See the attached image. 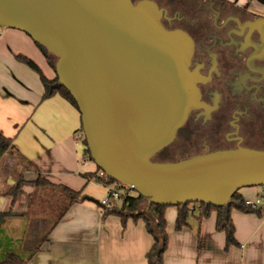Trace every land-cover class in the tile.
<instances>
[{
  "label": "water",
  "instance_id": "obj_1",
  "mask_svg": "<svg viewBox=\"0 0 264 264\" xmlns=\"http://www.w3.org/2000/svg\"><path fill=\"white\" fill-rule=\"evenodd\" d=\"M264 5V0H257ZM154 0H0V28L55 58L95 166L148 205H228L264 186V150L223 149L155 161L200 107L190 37L166 29Z\"/></svg>",
  "mask_w": 264,
  "mask_h": 264
},
{
  "label": "crops",
  "instance_id": "obj_2",
  "mask_svg": "<svg viewBox=\"0 0 264 264\" xmlns=\"http://www.w3.org/2000/svg\"><path fill=\"white\" fill-rule=\"evenodd\" d=\"M32 47L23 32L0 30V132L12 138V150L6 155L13 156L0 162V212L10 213L0 223V255L5 251L22 253L40 245L29 264H147L153 238L144 220L129 217L123 226L117 215L103 217L101 201L93 199L96 195L89 187L94 180L86 182L81 177L94 168L76 139L78 110L59 94L42 100L37 74L39 85L29 92L33 80L16 56L32 58L28 54ZM34 60L39 61L38 57ZM38 176L54 185L82 189L87 198L70 205L56 223L55 214L64 204L54 206L53 212H43L44 218H36L41 210L33 205L34 195L42 188H36L32 181ZM20 178L23 182L12 201L8 189ZM103 188L107 195L109 188ZM240 193L252 201L264 195V187H245ZM164 216L167 247L163 264H264V207L261 216L231 211L239 246L227 250L223 232L215 229L214 212L201 220L192 217L189 225L178 231L174 228L176 208L167 207Z\"/></svg>",
  "mask_w": 264,
  "mask_h": 264
},
{
  "label": "flooded vegetation",
  "instance_id": "obj_3",
  "mask_svg": "<svg viewBox=\"0 0 264 264\" xmlns=\"http://www.w3.org/2000/svg\"><path fill=\"white\" fill-rule=\"evenodd\" d=\"M168 4L183 10L169 13L158 4L163 26L180 29L191 39L189 70L197 75L201 105L162 152L178 139L183 140L179 149H192L189 156L223 149L264 150V5L257 0Z\"/></svg>",
  "mask_w": 264,
  "mask_h": 264
},
{
  "label": "trees",
  "instance_id": "obj_4",
  "mask_svg": "<svg viewBox=\"0 0 264 264\" xmlns=\"http://www.w3.org/2000/svg\"><path fill=\"white\" fill-rule=\"evenodd\" d=\"M35 45L38 47V49L46 59L48 65L54 70L55 61L53 63L52 59L56 60V58L39 44L35 43ZM16 58L19 62L26 65L39 76L43 91L41 96L42 100L47 99L55 94H59L77 109L76 103L67 89L58 84L56 75H54L52 79H49L43 74L40 67L31 58L22 54H18ZM78 133L83 134L81 124L78 129ZM79 141L82 144V152L84 156H86V158L90 160L91 157L86 146L84 134L79 139ZM11 150L12 138L4 136L0 132V160ZM101 172L102 171L98 167H95L94 171L82 173L81 177L84 178L86 182L94 180L96 182L102 183L103 186L109 187V192H118V196L116 198H113L111 193H108L107 204L103 205L100 203L101 206H103V217L110 214L117 215L121 218L123 226L125 224V221L129 217L135 219L142 218L145 222L147 232L153 238V245L146 254L147 264H163V254L167 247L166 220L164 213L166 208L169 206L150 203L148 205L147 212H144L147 206L146 199L144 197L138 195L136 192L134 195H132L129 192L130 190H133L132 188L126 185H122L115 179L106 176L104 173L101 175ZM22 182L23 180L20 178L15 185L11 186L8 189L7 194L12 197V201L15 200ZM32 183L36 188H43L47 186L64 193V197H66V203L58 213L55 219V223L62 217V215L70 205L87 198L83 194L82 189L76 190L62 185H54L41 176H38L36 179H34ZM143 201L145 202V206L141 209V204L143 203ZM245 201L246 199L241 195L240 190H238L234 193L228 205L222 207H215L203 203H185L173 206L176 208L174 228L177 231L181 230L183 227L189 225V220L192 217L201 220L203 218L209 217L210 214L214 212L215 229L219 232H223L224 234V249L227 250L231 246H239V243L235 238V227L231 219V211L234 209L244 213H254L258 216L262 215V206L249 205L246 204ZM7 214L10 213L0 212V223ZM197 247L198 249L200 248V239L198 240ZM39 248L40 245H37L33 249L24 251L22 253L15 251H5L2 255H0V264H29V260L31 259L32 255L36 251H38Z\"/></svg>",
  "mask_w": 264,
  "mask_h": 264
},
{
  "label": "rangeland",
  "instance_id": "obj_5",
  "mask_svg": "<svg viewBox=\"0 0 264 264\" xmlns=\"http://www.w3.org/2000/svg\"><path fill=\"white\" fill-rule=\"evenodd\" d=\"M136 1V0H135ZM156 3H158L160 6H165L166 8H169V13H174L176 10H179V11H183L182 9H180V7L177 5H173V4H168V0H154ZM0 30H2V27L0 28ZM16 30V29H15ZM25 34V33H24ZM28 36V35H26ZM28 38L31 40V38L28 36ZM31 43H32V49L31 51L28 53L29 55H31V59H36L38 57V60L36 63H39L38 65L41 67L42 69V72L43 74H45L46 76H49V77H54L55 73H54V70L52 67L48 68V63L46 61V59L44 58V56L42 55V53L40 52V50L38 49V47L35 45V43L31 40ZM24 52V51H23ZM35 61V60H34ZM54 59H52V62L54 63ZM22 64V63H21ZM22 66L25 67V72L28 73L29 77L33 80L32 81V88H29V92H33L35 91L36 89V85H39L38 84V76L36 75V73L34 71H32L30 68H28L26 65L22 64ZM37 82V83H36ZM181 141H183L182 139H178L176 142L177 143H173L171 144L168 148H166L162 153H159L156 155V158L158 160H171V159H180V158H184V157H188L189 154H191L193 151L192 149H189V150H181V148L179 149L177 147V144L180 143ZM180 145V144H178ZM188 154V155H187ZM10 157H13V156H4L0 162L3 160H5V158H9ZM176 157V158H175ZM88 163L95 169V163L93 160H88ZM120 183V182H119ZM122 184V183H121ZM123 185V184H122ZM89 187H91V189L93 190V192L95 193V197L93 196V199H95L96 201H98V203H100V201L106 197L105 195V190L103 188V184L100 183V182H96V181H92L90 184H89ZM112 187V186H110ZM256 187H259V188H262L261 186H256ZM264 187V186H263ZM132 195L135 194V191L134 190H130L129 191ZM41 196H44L46 199H43ZM39 197V199H35ZM49 199V202H48V199ZM37 200V204H35V201ZM41 200V201H39ZM47 200V201H46ZM62 200V201H61ZM64 200V201H63ZM44 202H48V205L46 206L44 204ZM33 203V202H32ZM66 203V197H64V193L57 190V189H54L52 187H43L42 189H39L38 193H36L34 195V204L36 206V208L38 210H41L40 211H37L38 214H36V218H44V214L43 212H46V211H51L52 208L54 206H56L57 208L59 207H62L63 204ZM145 206V202L143 201V203L141 204V209L144 208ZM264 207V206H262ZM53 212V210L51 211ZM57 213L55 214V216L57 217ZM54 216V217H55ZM54 218H52L53 220ZM49 221V220H48ZM50 222V221H49ZM48 224L44 227H41L40 229L43 230L45 228H47Z\"/></svg>",
  "mask_w": 264,
  "mask_h": 264
},
{
  "label": "built area",
  "instance_id": "obj_6",
  "mask_svg": "<svg viewBox=\"0 0 264 264\" xmlns=\"http://www.w3.org/2000/svg\"><path fill=\"white\" fill-rule=\"evenodd\" d=\"M82 133H77V135H76V139L79 141V139L82 137ZM101 175L103 174V172H101L100 173ZM109 188V187H108ZM109 190L110 189H108V193H111V195H112V197L113 198H116L117 196H118V192H116V191H110L109 192ZM108 193H107V195H106V197L105 198H103L102 200H101V204H107V202H108ZM245 203L246 204H249V205H258V206H262V205H264V195H261V196H259V197H257V198H255L254 200H252V201H250V200H246L245 201Z\"/></svg>",
  "mask_w": 264,
  "mask_h": 264
}]
</instances>
